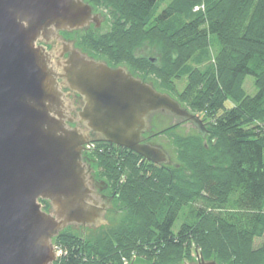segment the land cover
<instances>
[{
	"label": "trees",
	"instance_id": "trees-1",
	"mask_svg": "<svg viewBox=\"0 0 264 264\" xmlns=\"http://www.w3.org/2000/svg\"><path fill=\"white\" fill-rule=\"evenodd\" d=\"M84 1L111 21L103 33H73L76 48L152 75L201 116L207 135L174 137L178 163L168 167L94 143L87 159L113 193L116 222L61 232L54 264H185L193 254L264 264V239L253 247L264 235V0H169L163 8L164 0ZM144 44L158 48L157 64L134 56Z\"/></svg>",
	"mask_w": 264,
	"mask_h": 264
},
{
	"label": "water",
	"instance_id": "water-1",
	"mask_svg": "<svg viewBox=\"0 0 264 264\" xmlns=\"http://www.w3.org/2000/svg\"><path fill=\"white\" fill-rule=\"evenodd\" d=\"M103 22L84 0H0V264H54L52 241L61 232L105 225L111 200L92 188L85 146L108 143L165 166L164 151L143 144L153 116L207 135L203 121L168 94L61 36ZM71 93L83 105L76 119Z\"/></svg>",
	"mask_w": 264,
	"mask_h": 264
},
{
	"label": "rangeland",
	"instance_id": "rangeland-1",
	"mask_svg": "<svg viewBox=\"0 0 264 264\" xmlns=\"http://www.w3.org/2000/svg\"><path fill=\"white\" fill-rule=\"evenodd\" d=\"M165 2L163 3V5L161 6V8H163L166 3H168L169 0H164ZM85 2V1H84ZM198 10V9H197ZM195 10V11H197ZM96 13L100 14L105 20L104 25L102 30H100V32H105L109 29V24H110V15L108 14V12L103 9V8H97V10H94ZM73 34V33H72ZM70 39V41H73L74 44L77 43L78 40V35H70V37L68 38ZM136 58H142V59H146V60H154L155 63L159 60V51L158 48L156 46H151L149 44H144L141 48L137 49L134 53ZM87 55V54H86ZM88 56V55H87ZM89 57V56H88ZM104 60V59H103ZM105 61V60H104ZM105 63V62H104ZM157 64V63H156ZM114 66V65H113ZM119 66H124L128 72H130L132 75L144 79L146 82L148 83H152L154 89H156V91L161 92V93H165L161 90H159L157 87V83L155 82V79L152 75L144 73V72H140L137 70H133L129 67H127L126 65H118L115 66L116 68ZM175 86H176V90L178 92H181L183 90L184 87V83L182 81L179 82H175ZM243 90L245 91V93L247 95H253L255 94V89H254V84H253V78L252 77H246L244 84H243ZM168 94L172 99H174L176 102H178V104L186 109L190 114L196 115L198 116L201 120H203L201 118L200 115L195 114L193 112H191L183 103H181L178 98L170 93H165ZM176 124V128L168 135H164V136H158V137H154L155 133L169 128V127H173ZM150 127H151V134L153 135L154 138H152L149 142L150 145L156 146L161 148L164 153L167 155L169 161H170V166H174L178 163L177 159H176V148L174 147L173 141H174V137H189V136H200V134L198 133L197 129L194 128V126L190 123H183L182 121L180 122V120H177L173 117H169V116H164V115H155L152 117L151 122H150ZM149 132V133H150ZM206 140V137H204V142ZM179 226V222H176L175 227L177 228ZM85 234H88L87 232ZM264 239V235L262 238H258V239H254L253 242V247L257 248L261 245L262 241ZM200 258L197 257V254H193V261H199ZM123 264H129L128 261H124ZM134 264H142L138 261H135Z\"/></svg>",
	"mask_w": 264,
	"mask_h": 264
},
{
	"label": "flooded vegetation",
	"instance_id": "flooded-vegetation-1",
	"mask_svg": "<svg viewBox=\"0 0 264 264\" xmlns=\"http://www.w3.org/2000/svg\"><path fill=\"white\" fill-rule=\"evenodd\" d=\"M93 12L96 14V12L93 10ZM105 20V19H104ZM105 22V21H104ZM104 22H103V24H102V26H101V28L99 29V30H102V28H103V25H104ZM93 29V27L91 26L89 29ZM70 35H72V34H66V33H62L61 34V36H62V38H64L65 40H70V39H68L69 37H70ZM54 46H46V49L47 50H49V49H51V48H53ZM75 47H76V45H75ZM90 58H93V59H95V60H99V61H103V62H105L110 68H116L115 66H113V65H111V64H108L106 61H104L102 58H100L99 56H96V55H89V54H87ZM149 61H151L152 63H155V61H152L151 59L149 60ZM130 73V72H129ZM131 74V73H130ZM131 76L132 77H134V78H136V79H140V80H142L144 83H146V84H148V85H150V86H152L153 87V85L151 84V83H148V82H146L144 79H141V78H138V77H136V76H134V75H132L131 74ZM154 88V87H153ZM156 90V89H155ZM70 98L72 99V101H73V106H74V112L72 113V117L73 118H77V113H79L80 112V110H81V108H82V101H81V98L79 97V96H77L76 94H73V93H71L70 94ZM151 122V121H150ZM181 122V121H180ZM205 124V123H204ZM174 126H176V124L174 125ZM152 137H153V135L151 134V132L150 133H147V134H145L144 136H143V144H149V142H150V140L152 139ZM87 154H89V151H85L84 152V155H83V157H84V161H85V163H88V164H90L89 162H88V159H87ZM91 165V164H90ZM165 166H167L168 167V164L167 165H165ZM91 185H92V188H93V190L97 193V194H100V195H102V196H104V197H106L108 200H111V205H112V207L110 208V209H108L107 211H106V215H105V225L104 226H108V225H111V224H114L115 222H116V211H114L113 210V201H114V198H113V193H112V191H111V189L109 188V186L108 185H106L103 181H101L98 177H97V175L95 174V172L92 174V183H91ZM43 205V211H48V209H49V207H48V204L46 205V204H42ZM101 228V227H100ZM68 229H72V230H74V231H76V232H78V233H82V234H85L86 232H88V231H96V230H98L99 228H97V229H89V228H83V227H69Z\"/></svg>",
	"mask_w": 264,
	"mask_h": 264
},
{
	"label": "built area",
	"instance_id": "built-area-1",
	"mask_svg": "<svg viewBox=\"0 0 264 264\" xmlns=\"http://www.w3.org/2000/svg\"><path fill=\"white\" fill-rule=\"evenodd\" d=\"M195 10H197V8H196ZM93 148H94V144H90V145H87V146H86V150H87V151H89V150H91V149H93ZM55 252H56V256H57V257H59V256L61 255V252H60L59 250H56V249H55Z\"/></svg>",
	"mask_w": 264,
	"mask_h": 264
}]
</instances>
